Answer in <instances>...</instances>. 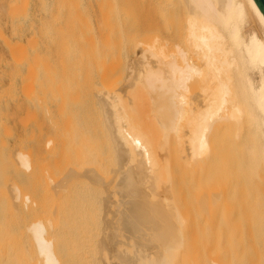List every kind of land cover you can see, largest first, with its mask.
Returning <instances> with one entry per match:
<instances>
[{"label": "bare ground", "instance_id": "obj_1", "mask_svg": "<svg viewBox=\"0 0 264 264\" xmlns=\"http://www.w3.org/2000/svg\"><path fill=\"white\" fill-rule=\"evenodd\" d=\"M96 1H31L32 11L45 15L39 21L43 44L63 46V61L73 75L54 91L61 97L64 131L47 143L46 191L53 202L61 201L53 214L62 220L64 238L82 235L87 247L90 227L101 214L103 225L93 229L104 226L113 234L102 231L109 238L105 234L95 242L100 252L118 255L130 246L120 253L121 262L114 255L117 264H240L243 259L245 264L248 258L247 264H264V37L257 26L264 30V14L254 0H178L182 21L173 49L158 31L160 16L176 0ZM95 8L107 16L98 19ZM113 37L137 40L127 75L121 59L110 68L112 57L102 42ZM80 105L85 121L78 128L72 122ZM12 155L32 170L27 155L19 150ZM81 161L87 166L79 167ZM56 166L62 170L58 179ZM105 167L111 169L108 175L101 171ZM84 182L90 198L94 190L93 197L102 194L96 197L101 213L93 197L94 207L89 196L85 200L93 210L86 204L90 210L79 214L69 205L72 187ZM238 185L247 190L249 203H243ZM15 190L10 184L8 195ZM235 213L251 226L236 237L237 251L223 241ZM239 221L230 224L244 222L241 231L246 230V220ZM30 230L46 263L59 264L46 226L40 222ZM223 251L236 252L227 259Z\"/></svg>", "mask_w": 264, "mask_h": 264}, {"label": "rangeland", "instance_id": "obj_2", "mask_svg": "<svg viewBox=\"0 0 264 264\" xmlns=\"http://www.w3.org/2000/svg\"><path fill=\"white\" fill-rule=\"evenodd\" d=\"M31 1L0 0V264H47L45 259L41 256L36 239L30 230L33 225L40 222L46 226V239L53 243V250L59 260V264H83L82 262L84 261V264H90L91 260L93 261L91 264H110L112 261L115 262V260H113L115 256L116 262H121V259H118V257L121 258L120 253L122 256V252L129 250L128 248L130 246H127V242L130 245L129 240L125 239L126 246L128 247L127 249L124 250L122 246L124 251L121 250L122 248L120 249V253L117 251L119 256L113 254L111 249L108 252H100V247L97 246L99 241H101L103 239L102 237L106 234H103L102 231L107 229H104V226L99 225V227H102V230L100 228L101 235L99 234L100 230L97 232L96 229H93L95 226V228H97V225L103 222L101 219L99 221L101 214L100 217L98 214V212L101 213V208L100 211L98 208L101 206V202L99 203L98 200L101 198L102 194L96 192L98 195L96 197H100L96 200L97 198L93 197V194L94 196L96 195L95 190L93 189L94 193H92L93 191L91 190V195L94 198V201L96 200L98 202H95L94 204H99L98 206L96 205L98 208V212L95 214L96 216L94 215L95 217H92L93 223L96 221L94 219L97 218V215L99 218L97 219L98 222L96 221L97 225L94 224L95 226H91L90 229L93 227V232L95 231L97 233H92L95 236L98 235V237L89 233L90 236L87 237V239H90V241H87L86 239L84 241H87V244L85 243L87 247L82 243L83 237L81 239V234H79V236H81H78V239H76L77 237L75 234H73L72 238L69 234L68 236L70 237L71 242L70 240H67V237L65 239L62 229V220L56 214H53V207L57 208L58 206V210H60L59 205L61 201L56 200L53 202L46 191V178L49 175L48 171L50 165L47 154V143L51 138L54 141H58L59 137L63 134L65 121L60 94L59 92L54 91H57L67 82H71L73 75L72 73L69 74L70 69L66 67L68 65L63 61L66 58L64 57L65 53H62L64 51L61 50V47L63 46L59 45L57 42L48 43L46 45L43 44L42 40L44 38L42 37V30L40 28L41 24L39 21H41V18L45 17V15L40 12L34 13L32 11L33 7H31ZM175 3L176 6L174 8H169L165 11L163 16H160L159 22L158 32L164 39L170 42L169 46L173 43L175 45V41L177 43V40H179L178 38H175L177 37L175 36V33H177L176 30L179 28L182 21V9L177 8L180 5V2L176 0ZM96 4H98V2ZM96 6L98 7V5ZM95 10V13L97 12L95 14L96 17L99 15L97 17L98 19H104V17L107 16L103 14L105 16L102 17V14L100 16L102 11L100 12V10L96 8ZM257 26L260 33L262 32L261 35L264 37V30L258 22ZM111 40L112 39H110V41ZM102 43L104 50H106V47L109 49L108 52H110L109 54L111 55L109 58L112 57L113 59H110L111 61H109V63L111 62L110 68L113 67L112 64H115V61L119 62V59H121L120 62L125 64H122V66L125 67L123 69L124 74L126 69L125 75H127L128 59L132 58L131 53L137 51V40L131 37L124 39H116L113 37V40L109 44H107L108 41ZM104 45H106V47ZM174 45H172L173 49ZM113 70L114 67L112 68V71ZM84 109V106L80 105L76 110V114H74V122H72V124L78 126V128L82 127L85 121ZM81 144L79 142L78 145ZM71 147H73V144ZM76 148H74V150H76L77 153ZM80 148L81 151L82 146H80ZM15 150H19L21 153L29 157L32 164V170H27L16 163L14 158H12L13 155L11 156V153ZM106 158L107 157L103 158V160L108 161V158L107 160ZM85 162L88 161H81L80 164H78L79 167H81L83 163L85 164ZM84 166L87 165H83L82 168ZM112 166L114 167L113 164ZM112 166L109 165V168ZM106 167L108 168V166ZM106 167L101 171H106L103 173L108 175V170L111 171L112 168L107 170ZM61 175V168L56 166L53 177L58 179ZM85 183L86 182L83 184L77 183L72 187V190L69 193V205L75 207L79 214H81V211L89 205L85 200L89 199L87 201H89L91 205L93 204V199L89 196L90 190L88 191L90 185L88 186L86 183L87 185L85 187ZM10 184H13L16 188L13 195H8L7 193V187H9ZM241 187L242 185H238L236 189L240 190ZM229 189L231 188H225L226 191ZM243 189L244 191L241 190L239 192L242 193L241 196L245 197L243 203L247 204L251 197L248 198L249 194L247 195V190L245 187ZM230 191L233 192V189ZM243 192L245 193L244 195ZM241 196L240 206L244 205ZM247 200L249 201L247 202ZM92 206H90V208H92ZM234 206L235 208L236 206L239 208V205L235 204ZM96 207L94 209H97ZM230 207L233 206L231 205ZM90 208H87L86 210H90ZM91 210H93V208ZM92 213L93 211H91V215ZM242 213L244 214V212ZM243 214L242 216L245 217ZM238 215H241V213H235L232 217L233 222L232 220L231 222L238 223L239 220L237 219L246 220L247 231L245 229L241 231V226L244 222L241 224H233V226L229 221L230 228H228V230H230V232L226 229V234L228 233L227 236L229 237H227V240H225L226 237L223 239V241H226L224 245L228 243L227 245H231V249H236V251L237 248H239L238 246H240L236 237L240 240V238L243 237V232L245 231L249 233V227H251L249 226V223H247V219L240 218ZM241 220L239 222H241ZM238 226L240 227V231ZM243 228H245V223ZM111 232L112 233H108L112 235L113 230ZM107 234L106 238H109ZM250 236L251 235L248 234L247 237L246 234L245 239L248 240L251 245ZM94 237L96 241L94 240ZM121 237L124 238L123 236ZM121 237L118 239L120 240ZM230 237L233 239L232 241L230 240ZM139 238H141V236L136 235L134 239L138 240ZM64 239L67 240L68 243L64 241ZM79 239H81V242ZM228 239L233 242V244L236 239L235 244L232 245ZM122 240L124 241V239ZM246 240L244 241V244L246 243ZM89 242H91L90 245H88ZM95 242H97V245ZM237 242L239 245L236 248L235 246L237 245ZM91 245H94V247ZM126 246L124 247L126 248ZM231 249H229V252ZM213 250H215V247H213ZM236 251L232 252L235 253ZM223 253L227 255L225 251H223ZM231 253L229 254L233 258V253ZM153 255L158 256V253L154 251ZM223 256L225 258V255L222 254V257ZM236 256L238 255L236 254ZM99 257L106 261L102 259V263H100L101 258ZM208 258L215 259L213 256H208ZM234 258L237 259V257ZM240 260L242 259H239L238 261ZM238 261L236 260L235 263H238ZM242 261H244V259ZM242 261L240 264L244 263ZM246 261L247 259H245V264L252 263L250 258H248L249 262Z\"/></svg>", "mask_w": 264, "mask_h": 264}, {"label": "water", "instance_id": "obj_3", "mask_svg": "<svg viewBox=\"0 0 264 264\" xmlns=\"http://www.w3.org/2000/svg\"><path fill=\"white\" fill-rule=\"evenodd\" d=\"M254 1L256 2L261 12L264 14V0H254Z\"/></svg>", "mask_w": 264, "mask_h": 264}]
</instances>
